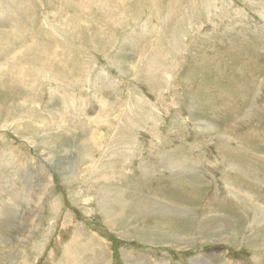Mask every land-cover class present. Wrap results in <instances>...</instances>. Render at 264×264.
<instances>
[{"label": "rangeland", "instance_id": "1", "mask_svg": "<svg viewBox=\"0 0 264 264\" xmlns=\"http://www.w3.org/2000/svg\"><path fill=\"white\" fill-rule=\"evenodd\" d=\"M0 264H264V0H0Z\"/></svg>", "mask_w": 264, "mask_h": 264}, {"label": "bare ground", "instance_id": "2", "mask_svg": "<svg viewBox=\"0 0 264 264\" xmlns=\"http://www.w3.org/2000/svg\"><path fill=\"white\" fill-rule=\"evenodd\" d=\"M71 228H72V227H71ZM65 252H66V251H65ZM65 252H64V253H65ZM69 253H70V252H69ZM68 255H69V254H68ZM70 255H71V254H70ZM70 255H69V256H70Z\"/></svg>", "mask_w": 264, "mask_h": 264}]
</instances>
